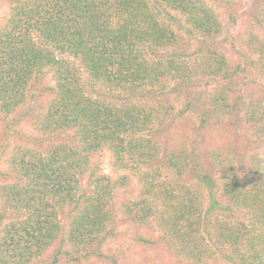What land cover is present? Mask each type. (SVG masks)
Returning a JSON list of instances; mask_svg holds the SVG:
<instances>
[{
  "label": "trees",
  "instance_id": "16d2710c",
  "mask_svg": "<svg viewBox=\"0 0 264 264\" xmlns=\"http://www.w3.org/2000/svg\"><path fill=\"white\" fill-rule=\"evenodd\" d=\"M223 27L214 0H10L0 21V138L36 84L50 98L33 119L48 144L13 148L0 175V264H264V160L254 151L242 164L212 165L186 146L163 158L156 133L166 117L148 102L191 71L174 50L184 36L206 49L197 75L219 86L214 110L196 98L198 130L226 110L240 73L264 83V9L236 50L217 46ZM161 160L176 179L161 177ZM127 221L158 229L103 252ZM138 244L164 254L138 260Z\"/></svg>",
  "mask_w": 264,
  "mask_h": 264
},
{
  "label": "rangeland",
  "instance_id": "374dc122",
  "mask_svg": "<svg viewBox=\"0 0 264 264\" xmlns=\"http://www.w3.org/2000/svg\"><path fill=\"white\" fill-rule=\"evenodd\" d=\"M214 1L223 8L224 27L222 35L215 40L217 46L227 51L236 50L238 39L247 31L254 16L264 9V0ZM9 6L10 0H0V21ZM182 43L174 50L182 54L187 64L191 66V71H187L184 77L172 79L162 96H158L157 93H151L148 96V102L160 109L166 117L156 133L163 147L162 157L165 158V154L171 149H181L186 146L190 154L194 151L195 154L201 155L206 163L209 162L212 165L215 160L224 158L235 160L238 164L244 163L252 152L264 149L263 142L256 134L258 130H264L263 81L258 80L259 77L256 75L246 77L244 73H240L234 83L230 82L233 92L226 110L222 109L211 114L208 126L200 131L198 130L200 109L195 107L196 98L201 95L214 110L211 103L212 97L214 93H217L219 86L207 76L201 73L197 75L200 65L204 64L207 58L206 49L204 48L205 52L199 51L202 48L200 43L187 36L183 37ZM45 83L48 84V80ZM49 98L46 85L36 84L33 87L32 97L22 113L25 115L20 114L18 121L8 120V129L0 138V175L7 168L5 159L13 148L18 146L38 148L48 144L43 140L33 119ZM189 104H192L190 109L187 108ZM157 166L161 168L162 178L176 179V172L166 167L163 160L158 162ZM105 168L109 171L108 165ZM4 181L0 177V183ZM139 225L138 222L133 221H127L122 225H118L117 222L116 235L105 241L102 247L103 252L112 253L129 246L127 237H134L137 231L153 236L158 229L152 221ZM122 231H125L127 236H124ZM136 248L143 251L139 244ZM157 250L164 254V250L160 248L149 247L147 251H143L138 260L144 259L149 253L153 254Z\"/></svg>",
  "mask_w": 264,
  "mask_h": 264
},
{
  "label": "clouds",
  "instance_id": "9594fccd",
  "mask_svg": "<svg viewBox=\"0 0 264 264\" xmlns=\"http://www.w3.org/2000/svg\"><path fill=\"white\" fill-rule=\"evenodd\" d=\"M257 158L260 160H264V149H260L257 151Z\"/></svg>",
  "mask_w": 264,
  "mask_h": 264
}]
</instances>
